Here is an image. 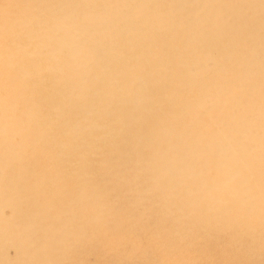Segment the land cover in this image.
Returning <instances> with one entry per match:
<instances>
[{
	"label": "bare ground",
	"instance_id": "1",
	"mask_svg": "<svg viewBox=\"0 0 264 264\" xmlns=\"http://www.w3.org/2000/svg\"><path fill=\"white\" fill-rule=\"evenodd\" d=\"M0 264H264V0H0Z\"/></svg>",
	"mask_w": 264,
	"mask_h": 264
}]
</instances>
